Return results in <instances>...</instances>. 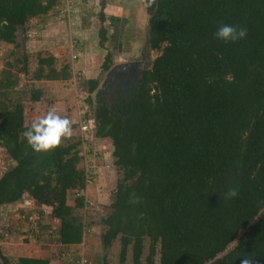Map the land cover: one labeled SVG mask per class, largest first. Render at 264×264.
I'll use <instances>...</instances> for the list:
<instances>
[{"label": "trees", "instance_id": "trees-1", "mask_svg": "<svg viewBox=\"0 0 264 264\" xmlns=\"http://www.w3.org/2000/svg\"><path fill=\"white\" fill-rule=\"evenodd\" d=\"M144 1L156 58L130 86L116 80L97 92L94 136L111 140L112 165L103 161L105 153L96 160L92 151L87 159L78 134L50 151H33L23 136L30 126L26 103L39 101L43 90L20 85L26 56L7 63L0 75V147L11 165L0 174V206L17 203L20 213L32 212L21 206L30 197L35 211L51 208L60 226L46 233L40 210L38 234L28 217L20 218L25 243L40 245L32 241L45 236L62 253L99 226L103 249L118 242L123 264H241L245 258L264 264V0H152L151 7ZM59 4L0 0V42L15 43L31 19ZM224 24L245 28L246 38L216 39ZM108 34L105 26L99 30L100 45ZM56 63L54 55L41 54L34 78L70 79L71 66ZM112 63L109 51L103 71ZM100 83L82 81L89 104ZM109 165L116 188L97 220L89 192L95 171ZM233 187L238 196L225 200ZM1 252L0 264H12ZM79 256L68 258L77 264ZM16 264H52V257L18 255ZM99 264L110 263L105 257Z\"/></svg>", "mask_w": 264, "mask_h": 264}, {"label": "rangeland", "instance_id": "rangeland-1", "mask_svg": "<svg viewBox=\"0 0 264 264\" xmlns=\"http://www.w3.org/2000/svg\"><path fill=\"white\" fill-rule=\"evenodd\" d=\"M63 1L66 2V0H62V2ZM69 1L72 7L70 14L66 8L67 4L66 7L59 4L53 11L31 19L27 25V31L24 32L21 30L15 43L0 42V75L4 68L8 66L7 63H14L18 59L23 60L26 56L28 70L20 72V85L27 90L34 84L36 87L43 90V95L39 101L28 100L26 103L25 118L28 125H30L33 120L46 115L50 108H55L57 114L67 118L70 123L79 121L80 116L94 118L93 116L98 107L99 99L97 92L104 91L105 89L110 90L113 82L116 80L123 81L126 87L130 86L138 80V72L150 65L157 56V53L152 51L148 44L149 17L144 0ZM102 14H105L104 22L101 21ZM103 26L108 29L109 37L103 45H100V35L99 41H97L96 36H98V31ZM84 31L87 32L86 36L80 37L84 38V41H87L88 57H92L88 71L96 68V76L101 80L98 90L93 94L92 104H89L85 100L89 94L81 86L82 81L90 79L88 78L90 72L84 69L85 72L83 77H79L82 75L78 73L81 70L77 68L80 59L75 61V65L72 64L71 59V42L76 41V49L78 48L81 52L82 46H80L78 36L76 37L75 35L84 33ZM94 48L96 50L92 53ZM109 51L113 58L110 70L115 66H120L114 71L116 74L114 80H109L110 70L105 72L101 67L103 64H101V62L105 60ZM41 54L43 56L54 55L57 58L56 64L59 68L62 64L68 63L71 66L72 77L68 80L37 81L34 78V72L38 68V59ZM93 58H95V60H93ZM86 62L88 65L89 62ZM124 65H126V67H124ZM18 66L22 67V62ZM115 78L117 79L115 80ZM107 83L109 85H106ZM76 126H78L77 123L70 128L71 134L69 136L75 137L79 133V129H76ZM93 129V133L90 135L91 152L93 151L96 153V160H98L100 154L103 153L101 151H104L106 157H109L111 154L106 150H111V140L96 138L94 136L95 128ZM10 162L11 160L7 152L0 147V174L5 171L7 166L11 165ZM95 174V182L93 184L91 183V191L89 192V198L92 201V204L89 206V211L99 220V216L107 211L105 207L111 201L118 176L116 169L109 166L105 169L95 171ZM75 198L76 191H71L69 193L70 201H74ZM35 207L38 206L34 202V208ZM39 210L44 214L42 219V225L44 226V229H42L43 232H49L50 229L60 226L59 219L51 217V208L45 206L40 207V209L37 208V214ZM19 212L17 203L0 206L1 254L8 256L12 264H16L17 257L20 255L19 252L15 253L13 246L15 247L16 243L17 247L21 246L19 243L23 245L27 244V246L29 244L25 243L28 232L27 228H25L26 225L24 221L20 219ZM52 218H54V220ZM45 226H47L46 229ZM93 228L91 233L89 232L85 238L83 245L74 246V250L69 252L62 253L57 245L51 244L50 242L52 241L45 236H41L42 238L39 241H32L42 242L40 245L36 246L35 243L31 245V243L29 246L38 248L36 252H33V256L38 257L44 255V252L41 251L42 248L43 250L47 249L49 252L48 254L52 257V264H76L74 261L71 262L68 258V256H72L73 253L77 255L83 253L85 257L91 261V264H99L105 260V257L110 264H123L120 261L119 243L116 242L108 252H105L99 240L101 229L99 226H93ZM40 230L41 228L38 231ZM36 234H38V232H36ZM126 264H132L131 260L129 259Z\"/></svg>", "mask_w": 264, "mask_h": 264}, {"label": "clouds", "instance_id": "clouds-1", "mask_svg": "<svg viewBox=\"0 0 264 264\" xmlns=\"http://www.w3.org/2000/svg\"><path fill=\"white\" fill-rule=\"evenodd\" d=\"M151 3L152 0H149L147 6L151 7ZM214 36L225 43H235L238 40L246 38L247 30L230 24H224L217 28ZM70 134L69 120L58 115L55 108H50L46 115L33 120L30 126L23 132L27 144L37 153L47 152L56 148L61 143L62 138H66ZM237 196L238 188L236 187L228 189L223 194L225 200H230ZM241 264H251V261L249 258H245L241 261Z\"/></svg>", "mask_w": 264, "mask_h": 264}, {"label": "built area", "instance_id": "built-area-1", "mask_svg": "<svg viewBox=\"0 0 264 264\" xmlns=\"http://www.w3.org/2000/svg\"><path fill=\"white\" fill-rule=\"evenodd\" d=\"M64 2H62V4ZM66 4H67V7H66ZM70 5H71V2L69 0H66V2L62 5V6L67 8V11L69 14H70L71 8H72ZM76 45H77L76 41L71 42V48L70 49L72 52L71 53L72 54V57H71L72 64H74L75 61L79 60V58L81 56V52H80V50H78V48L76 49ZM73 73H74V71H73ZM76 123L78 125V126H76V129H79L78 135L81 137V140H82L81 147H82L83 153H85L87 159H90L91 158L90 154H91V149H92V146L90 143V135H92L93 130H94L93 128H95V119L92 117L87 118V116H85V117L80 116L79 121H77ZM88 153H90V154H88ZM95 155H96V153H95ZM21 206L26 207V208H31L32 212H29V211H24L23 213L19 212V215H20L21 219H23V218L25 219L26 217H28L29 221L33 222V225L36 227V232H37L39 230V223H38V215H37L35 208H34V200H32L30 197H27L24 199L23 204ZM87 262H88V259L85 257V255L83 253H80L79 260H78L77 264H87Z\"/></svg>", "mask_w": 264, "mask_h": 264}, {"label": "crops", "instance_id": "crops-1", "mask_svg": "<svg viewBox=\"0 0 264 264\" xmlns=\"http://www.w3.org/2000/svg\"><path fill=\"white\" fill-rule=\"evenodd\" d=\"M64 2V1H63ZM59 3H60V5L62 4V0H59ZM64 4V3H63ZM62 4V5H63ZM79 27H81V26H79ZM86 34H87V32L86 31H84V33H79V34H76V37L78 36V40L80 41V46H82L81 47V53H82V56H80V60L78 61L79 63L77 64V68L78 69H80L81 71L80 72H78V73H80V74H82V75H80L79 77H83V75H84V72H85V70L84 69H86V71H88V69H89V66L91 65V62H90V60L92 59V57L91 56H89L88 57V48H87V45H86V43H87V41H84V38H82V37H85L86 36ZM80 36H82V37H80ZM79 37H80V39H79ZM97 37V41H99V31H98V36H96ZM83 40V41H82ZM84 45V46H83ZM94 50H96L95 48L92 50V53L94 52ZM98 50V49H97ZM100 50V49H99ZM93 60H95V58H93ZM86 61H88L89 62V64L87 65V62ZM104 61H102L101 62V64L103 63ZM85 63V64H84ZM95 63H97V62H95ZM100 64V65H101ZM93 65H94V63H93ZM94 67H95V65H94ZM97 67V66H96ZM102 67V66H101ZM95 69L96 68H94L93 70H89L88 72H90V75L88 76V78H98V76H96L97 74H96V72H95ZM101 69V68H100ZM99 74H100V72H99ZM70 123V122H69ZM103 153H105L104 151H102ZM106 160V162L107 163H110L111 165H112V163H113V160H112V158H111V155H109V157H106V155L105 156H103V161H105ZM109 167H111L110 165H109ZM100 169H103V168H100ZM105 169V168H104ZM53 220H54V218H52ZM100 239V238H99ZM19 243V242H18ZM17 244V243H16ZM16 244H15V247L13 246V249H15L14 251H15V253L16 252H19L20 253V256H33V252H36L37 250H38V248L37 247H31V246H29V244H28V246H27V244L25 245H23V244H21V243H19L21 246H19V247H17L16 246ZM31 245H33V243L31 244ZM36 246H38V245H36ZM42 252H44V255H43V257L44 256H47L48 255V250L46 249V250H41ZM35 257H38V256H35Z\"/></svg>", "mask_w": 264, "mask_h": 264}, {"label": "water", "instance_id": "water-1", "mask_svg": "<svg viewBox=\"0 0 264 264\" xmlns=\"http://www.w3.org/2000/svg\"><path fill=\"white\" fill-rule=\"evenodd\" d=\"M118 67H120V66H115V67H113L112 70H110V72H109L110 75L113 74L114 71H115ZM124 67H126V65H124ZM106 80H107V78H106ZM106 80H105V81H106Z\"/></svg>", "mask_w": 264, "mask_h": 264}, {"label": "flooded vegetation", "instance_id": "flooded-vegetation-1", "mask_svg": "<svg viewBox=\"0 0 264 264\" xmlns=\"http://www.w3.org/2000/svg\"><path fill=\"white\" fill-rule=\"evenodd\" d=\"M115 75H116L115 73L109 75V80H114ZM116 79H117V78H115V80H116ZM106 85H109V84L107 83ZM106 85H105V86H106Z\"/></svg>", "mask_w": 264, "mask_h": 264}]
</instances>
